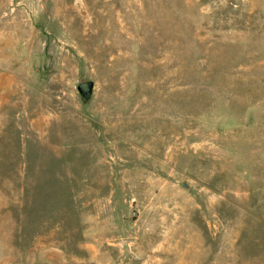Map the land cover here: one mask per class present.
Returning <instances> with one entry per match:
<instances>
[{"label":"rangeland","instance_id":"obj_1","mask_svg":"<svg viewBox=\"0 0 264 264\" xmlns=\"http://www.w3.org/2000/svg\"><path fill=\"white\" fill-rule=\"evenodd\" d=\"M0 264H264V0H0Z\"/></svg>","mask_w":264,"mask_h":264},{"label":"water","instance_id":"obj_2","mask_svg":"<svg viewBox=\"0 0 264 264\" xmlns=\"http://www.w3.org/2000/svg\"><path fill=\"white\" fill-rule=\"evenodd\" d=\"M76 90L79 96L81 97V99H83L84 101H88L92 97L93 90H94V83L92 81H86V82L79 83L76 86ZM182 188L189 189V186L186 182H184L182 184Z\"/></svg>","mask_w":264,"mask_h":264}]
</instances>
